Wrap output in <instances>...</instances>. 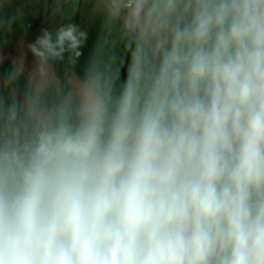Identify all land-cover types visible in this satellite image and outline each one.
Returning <instances> with one entry per match:
<instances>
[{
  "label": "clouds",
  "instance_id": "clouds-1",
  "mask_svg": "<svg viewBox=\"0 0 264 264\" xmlns=\"http://www.w3.org/2000/svg\"><path fill=\"white\" fill-rule=\"evenodd\" d=\"M98 9L130 52L118 92L103 45L57 84L87 39L69 23L0 95V264H264V0Z\"/></svg>",
  "mask_w": 264,
  "mask_h": 264
},
{
  "label": "crops",
  "instance_id": "crops-1",
  "mask_svg": "<svg viewBox=\"0 0 264 264\" xmlns=\"http://www.w3.org/2000/svg\"><path fill=\"white\" fill-rule=\"evenodd\" d=\"M33 2L36 3V10L29 9L30 3ZM98 2L99 0H0V15H11L1 31L3 38L0 42V95L7 99L15 91L23 97L35 65V57L28 45L41 35L42 29L56 31L59 28L53 22L57 13L67 24H75L87 33V39L79 49L81 55L76 58L75 63L71 62V53H64L62 61L67 72L69 89L77 80L85 77L96 49L103 45L104 57H115V65L120 68L119 80L116 83L118 92L126 79L130 52L125 49L124 42L120 39L119 26L111 34L108 33L104 15L98 9ZM28 25H31L29 31ZM21 59L23 72L17 80L9 84L8 75ZM56 81L60 86L57 78ZM52 98L50 95L49 102Z\"/></svg>",
  "mask_w": 264,
  "mask_h": 264
},
{
  "label": "trees",
  "instance_id": "trees-1",
  "mask_svg": "<svg viewBox=\"0 0 264 264\" xmlns=\"http://www.w3.org/2000/svg\"><path fill=\"white\" fill-rule=\"evenodd\" d=\"M29 9L36 10L37 6L36 3H30ZM11 15H0V42L2 41L3 34L1 33L2 27L5 23L9 22ZM53 22L57 27H60L62 25H67L66 21L60 16V14H55L53 18ZM53 34H55L56 31H51ZM52 68L54 70L55 76L58 79L60 83V87H62L65 91L69 90V87L67 85V72L66 68L64 66L63 61H55L52 65Z\"/></svg>",
  "mask_w": 264,
  "mask_h": 264
},
{
  "label": "built area",
  "instance_id": "built-area-1",
  "mask_svg": "<svg viewBox=\"0 0 264 264\" xmlns=\"http://www.w3.org/2000/svg\"><path fill=\"white\" fill-rule=\"evenodd\" d=\"M30 28H31V25H28V26H27V31H29V30H30Z\"/></svg>",
  "mask_w": 264,
  "mask_h": 264
}]
</instances>
